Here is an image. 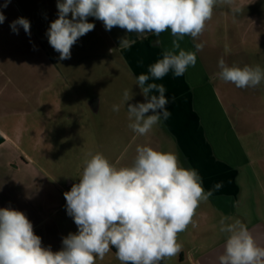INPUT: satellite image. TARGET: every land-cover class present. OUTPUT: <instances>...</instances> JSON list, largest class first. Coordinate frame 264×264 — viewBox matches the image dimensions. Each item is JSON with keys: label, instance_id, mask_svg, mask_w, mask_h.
I'll use <instances>...</instances> for the list:
<instances>
[{"label": "crops", "instance_id": "0c3cea01", "mask_svg": "<svg viewBox=\"0 0 264 264\" xmlns=\"http://www.w3.org/2000/svg\"><path fill=\"white\" fill-rule=\"evenodd\" d=\"M19 1L25 10L33 9L28 0ZM14 2L11 0L9 9H2L9 15L7 22L16 18L11 8ZM56 3L57 0L38 3L40 46L47 53L43 65L54 72L51 82L63 80L59 65L86 60L92 71L96 63H106L111 68L109 76L143 102L136 78L148 74V67L162 58L164 47H171L170 30L159 38L151 33H127L118 27L107 31L101 21L89 17L94 30L73 45L71 59L60 60L46 36L51 20L58 18ZM234 5L241 7L239 14L234 15L227 3L218 0L202 35L195 40L186 36L181 42L182 48L193 52L196 44L204 45L202 51L196 52L194 67H189L183 76L174 77L169 72L149 82L165 86L167 109L171 112L167 120L153 128L158 140L154 141L163 143L164 151L177 153L184 167L198 170L205 191L212 190L210 198L217 199L213 203L216 211L222 209V200L230 201L234 216L246 219L242 211L245 205L255 209L257 195L264 199V81L255 88H237L219 79L218 60L223 58L229 66L254 67L257 62L264 65V0H234ZM33 14L36 15L34 10ZM8 25L0 24V48L8 49L22 39L16 38ZM122 38L127 40V46L120 44ZM157 39L161 45H156ZM16 61L0 57V208L25 213L33 223L34 233L42 238V245L55 252L62 248L64 228L71 225L70 221L74 223L67 214L63 195L70 188L64 185L63 174L49 170L46 163L47 146L63 142L62 137H50L48 129L56 130L60 124L40 120L43 111L30 107L33 76L22 68L25 63ZM42 75L40 80L46 81V74ZM48 86L45 84L41 90L43 96L52 90ZM16 98L24 108H14ZM90 108L98 113L99 101L91 102ZM218 183L222 187L214 190Z\"/></svg>", "mask_w": 264, "mask_h": 264}, {"label": "clouds", "instance_id": "9594fccd", "mask_svg": "<svg viewBox=\"0 0 264 264\" xmlns=\"http://www.w3.org/2000/svg\"><path fill=\"white\" fill-rule=\"evenodd\" d=\"M11 0H4L0 9ZM227 3L233 14L242 9L234 0ZM218 0H57V19L46 32L48 43L59 53L60 60L71 59V48L79 38L95 28L93 17L105 30L114 27L127 33H151L157 38L170 30L171 47H164L162 58L148 67V74L136 78L143 102L129 103L134 93L125 89L121 104L126 106L128 127L139 136L167 120L169 99L160 80L169 72L183 76L197 62L196 52L204 45L196 44V52L185 50V37L193 40L212 19ZM6 17L0 10V24ZM22 27L30 34V22L20 17L10 25L16 34ZM156 45L162 41L157 39ZM120 44L127 46L123 38ZM218 77L237 88H255L264 81V70L256 66H229L218 60ZM174 101V97L172 98ZM121 105H113L119 112ZM78 183L64 192L67 214L78 231L62 239V248L53 252L42 245L34 233L33 223L22 211L0 208V264H96L110 249L121 264H164L178 255L182 245L178 234L187 230L201 202L213 191H205L198 170L186 168L175 152L138 145L128 166L117 168L102 154H88ZM222 184H216L219 190ZM220 221V232L227 234L217 256L218 264H264V239H256L240 219ZM219 249V248H218Z\"/></svg>", "mask_w": 264, "mask_h": 264}, {"label": "rangeland", "instance_id": "374dc122", "mask_svg": "<svg viewBox=\"0 0 264 264\" xmlns=\"http://www.w3.org/2000/svg\"><path fill=\"white\" fill-rule=\"evenodd\" d=\"M14 1V7L11 8H14L16 18L9 19L10 22H7L9 15L3 13L6 17L3 24L6 26L9 24L8 27H10L16 19L26 18L30 22V34L25 31L20 34L19 32L23 30L20 27L18 34L14 33V35L22 39L15 41V45H10L8 49L0 48V57L6 56L17 60L16 62L21 60L23 64L25 63L21 65L22 68H26L27 73L33 76L30 83L33 102L30 107L41 109L44 112L40 120H45L49 124H60V128L56 130L48 129L50 137H62L63 141L57 146L50 144L47 146L48 169L58 174L62 173L64 185L71 189L74 183L79 182L84 162L90 159L89 153H102L110 163L119 168L132 163L138 145H148L164 151L163 143L159 144L154 141L156 139L155 129H152L146 136H139L128 127L127 109L121 104L123 92L127 88L119 80H114V77L109 76L111 68L108 64L98 62L93 66L92 71L90 70L92 65H89L86 60L76 65H59L63 80L51 82L54 72L50 66L43 65V58H46L47 53L41 48L39 40V0H28L33 8L29 11L25 10L19 0ZM3 3L0 0V4ZM3 9H9V7ZM33 10L36 13L35 16ZM29 14H31L30 18ZM49 55H53L51 50H49ZM256 65L264 70L263 64L257 62ZM42 73L46 74V81L40 80ZM91 76L95 79L93 80L94 77ZM47 83L52 90L43 96L41 90ZM19 100L20 98H16L14 108H24V103ZM96 100L99 101L100 107L98 113L90 108V103ZM137 100L134 95L129 103H135ZM113 105H121L119 112L113 111ZM38 116L40 117L39 114ZM181 164L183 165L182 160ZM69 183L72 185L69 186ZM213 203H217L216 198H209L208 201L200 203L193 217L195 226L190 224L186 231L178 234V243L182 245V251L167 259L164 264H198L200 256L225 242L227 234L220 232L221 219L229 217L231 219L226 223H231L240 218L234 216L233 211L235 210L232 202L226 203L222 200L224 205L219 212L213 208ZM242 211L246 219L240 220L248 228L259 222L264 224V199L260 195H257L255 209L246 204ZM204 212L207 213L206 216ZM70 224L69 227L64 228L66 236L78 231L72 221ZM96 264H121V262L110 249L103 260L96 258Z\"/></svg>", "mask_w": 264, "mask_h": 264}, {"label": "water", "instance_id": "95a60500", "mask_svg": "<svg viewBox=\"0 0 264 264\" xmlns=\"http://www.w3.org/2000/svg\"><path fill=\"white\" fill-rule=\"evenodd\" d=\"M249 229H251L252 234L256 239L258 240L264 239V224L263 223L261 222L256 223L252 225L251 227H249ZM222 244L218 245L217 247L211 249L207 253L200 256L197 263L198 264H218V261L216 258L218 254L222 251V246H221Z\"/></svg>", "mask_w": 264, "mask_h": 264}, {"label": "trees", "instance_id": "16d2710c", "mask_svg": "<svg viewBox=\"0 0 264 264\" xmlns=\"http://www.w3.org/2000/svg\"><path fill=\"white\" fill-rule=\"evenodd\" d=\"M112 250H113V252L115 253V249H114V248H112Z\"/></svg>", "mask_w": 264, "mask_h": 264}]
</instances>
